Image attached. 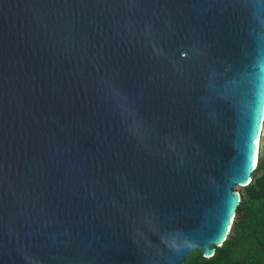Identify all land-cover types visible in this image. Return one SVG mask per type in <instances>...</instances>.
Here are the masks:
<instances>
[{
	"label": "water",
	"instance_id": "water-1",
	"mask_svg": "<svg viewBox=\"0 0 264 264\" xmlns=\"http://www.w3.org/2000/svg\"><path fill=\"white\" fill-rule=\"evenodd\" d=\"M263 113L264 0H0V264L211 257Z\"/></svg>",
	"mask_w": 264,
	"mask_h": 264
},
{
	"label": "trees",
	"instance_id": "trees-1",
	"mask_svg": "<svg viewBox=\"0 0 264 264\" xmlns=\"http://www.w3.org/2000/svg\"><path fill=\"white\" fill-rule=\"evenodd\" d=\"M241 199L227 238L211 257L192 251L181 264H264V151L258 153L251 181Z\"/></svg>",
	"mask_w": 264,
	"mask_h": 264
},
{
	"label": "bare ground",
	"instance_id": "bare-ground-1",
	"mask_svg": "<svg viewBox=\"0 0 264 264\" xmlns=\"http://www.w3.org/2000/svg\"><path fill=\"white\" fill-rule=\"evenodd\" d=\"M263 118H264V113H263ZM263 118H262L261 125H260V127H259L258 136H257V140H256L255 150H254L253 159H252V162H251V166H250L249 174H248L246 180H245L243 183L240 184V185H242V186H244V185H246L247 183H249V180H250V178H251V173H252V171L254 170V169H252V168H253V166H255V163H256V161H257L258 148H259V138H260V135H259V134H260V130H261V127H262ZM251 169H252V170H251ZM250 171H251V172H250ZM225 234H226V233H225ZM225 234L223 235V238L225 237ZM223 238H222V239H221V238L219 239V241L217 242L218 245L221 244Z\"/></svg>",
	"mask_w": 264,
	"mask_h": 264
},
{
	"label": "rangeland",
	"instance_id": "rangeland-1",
	"mask_svg": "<svg viewBox=\"0 0 264 264\" xmlns=\"http://www.w3.org/2000/svg\"><path fill=\"white\" fill-rule=\"evenodd\" d=\"M260 138H259V148H258V153L260 151H264V118H263V123H262V127L260 130ZM243 186H235L234 189H236L237 191L241 192L242 191Z\"/></svg>",
	"mask_w": 264,
	"mask_h": 264
},
{
	"label": "snow or ice",
	"instance_id": "snow-or-ice-1",
	"mask_svg": "<svg viewBox=\"0 0 264 264\" xmlns=\"http://www.w3.org/2000/svg\"><path fill=\"white\" fill-rule=\"evenodd\" d=\"M224 231H225V232L227 231V227H225ZM222 238H223V234H222V236H221V239H222Z\"/></svg>",
	"mask_w": 264,
	"mask_h": 264
}]
</instances>
